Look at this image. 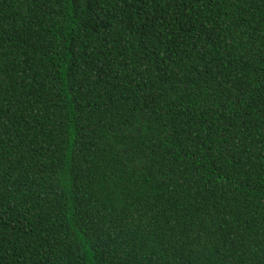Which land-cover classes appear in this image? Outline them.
<instances>
[{
	"label": "trees",
	"instance_id": "1",
	"mask_svg": "<svg viewBox=\"0 0 264 264\" xmlns=\"http://www.w3.org/2000/svg\"><path fill=\"white\" fill-rule=\"evenodd\" d=\"M0 264H264V0H0Z\"/></svg>",
	"mask_w": 264,
	"mask_h": 264
}]
</instances>
